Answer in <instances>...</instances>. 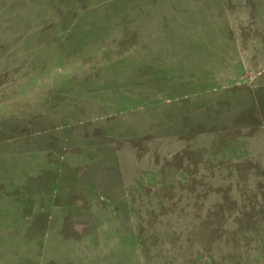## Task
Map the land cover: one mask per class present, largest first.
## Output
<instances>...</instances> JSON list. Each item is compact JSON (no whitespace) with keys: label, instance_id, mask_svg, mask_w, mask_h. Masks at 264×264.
Returning <instances> with one entry per match:
<instances>
[{"label":"rangeland","instance_id":"obj_1","mask_svg":"<svg viewBox=\"0 0 264 264\" xmlns=\"http://www.w3.org/2000/svg\"><path fill=\"white\" fill-rule=\"evenodd\" d=\"M0 264H264V0H0Z\"/></svg>","mask_w":264,"mask_h":264}]
</instances>
